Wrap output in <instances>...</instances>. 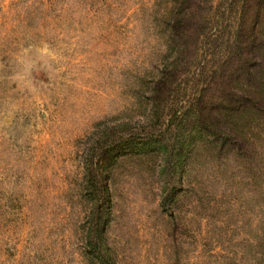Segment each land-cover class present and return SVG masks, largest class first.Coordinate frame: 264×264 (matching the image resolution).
<instances>
[{
  "label": "rangeland",
  "instance_id": "374dc122",
  "mask_svg": "<svg viewBox=\"0 0 264 264\" xmlns=\"http://www.w3.org/2000/svg\"><path fill=\"white\" fill-rule=\"evenodd\" d=\"M215 3L232 21L237 0ZM156 9L0 0V264H259L264 132L246 127L239 154L181 147L150 93ZM213 67L197 61L181 87Z\"/></svg>",
  "mask_w": 264,
  "mask_h": 264
},
{
  "label": "trees",
  "instance_id": "16d2710c",
  "mask_svg": "<svg viewBox=\"0 0 264 264\" xmlns=\"http://www.w3.org/2000/svg\"><path fill=\"white\" fill-rule=\"evenodd\" d=\"M215 1L155 0L152 17L166 37V51L150 93L157 104L171 108L168 102L179 89V105L165 111L170 122L179 123L183 149L190 138L196 149L213 144L219 152L239 154L246 127L264 132V0H237L232 21ZM220 21H225L224 32L218 29ZM205 41L212 42V49H202ZM197 61L214 67L204 84L191 86L189 93L181 77ZM171 196L177 200V193ZM261 245L259 264H264V239Z\"/></svg>",
  "mask_w": 264,
  "mask_h": 264
}]
</instances>
